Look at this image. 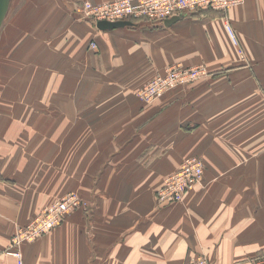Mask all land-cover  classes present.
<instances>
[{"label": "crops", "instance_id": "crops-1", "mask_svg": "<svg viewBox=\"0 0 264 264\" xmlns=\"http://www.w3.org/2000/svg\"><path fill=\"white\" fill-rule=\"evenodd\" d=\"M81 1L28 0L0 33L1 59L11 46L33 83L58 85L0 91V264H19L16 229L69 192L83 205L22 243L23 264H183L197 251L264 264V0L107 30L77 18ZM174 63L209 74L140 102ZM193 155L203 186L161 205L164 177Z\"/></svg>", "mask_w": 264, "mask_h": 264}, {"label": "built area", "instance_id": "built-area-1", "mask_svg": "<svg viewBox=\"0 0 264 264\" xmlns=\"http://www.w3.org/2000/svg\"><path fill=\"white\" fill-rule=\"evenodd\" d=\"M244 0H109L106 2H93L84 0L79 13L83 17L95 22L99 20L117 21L123 19H147L149 21H164L174 15L196 10H227ZM231 36L236 39L234 29L227 23ZM96 44L92 43V47ZM209 74L204 64L187 66L183 63H174L167 67L164 73L158 74L141 86L137 95L143 102H153L166 92L185 86L190 81ZM204 161L201 157L190 156L186 158L179 169L168 173L163 186L157 196L158 200H171L178 198L177 187L183 181L193 178L199 180L203 174ZM189 188L187 186L184 187ZM193 188V187H192ZM78 195L69 194L61 201L45 207L26 225L19 226L11 238L10 252L23 264L22 253L19 249L23 242L34 241L44 233L50 231L64 219L65 215L80 204ZM190 262L189 264H192ZM197 264H210L205 260Z\"/></svg>", "mask_w": 264, "mask_h": 264}, {"label": "rangeland", "instance_id": "rangeland-1", "mask_svg": "<svg viewBox=\"0 0 264 264\" xmlns=\"http://www.w3.org/2000/svg\"><path fill=\"white\" fill-rule=\"evenodd\" d=\"M28 0H11L10 1V6H9V9H8V12H7V15L5 17V20L3 22V25L1 27V30H0V33L3 34L7 28L8 25H10L11 21L14 19V16L16 15L17 11H22V7H23V3L25 2L24 4V8H23V11H25L26 9V3H27ZM109 1V0H108ZM84 2L81 1L80 3L74 5V8L72 9V11L74 10V12L76 13L77 15V18L79 19H83V20H89L93 23H97L95 22L94 20L90 19V18H87V17H83L80 13H79V10H80V6L82 5V3ZM102 2H106V1H102ZM245 2V0L240 3V4H237L235 6H238V5H241ZM235 6H232V7H235ZM230 7V8H232ZM229 8V9H230ZM228 10V9H227ZM203 10H196V11H193V12H201ZM220 11H224V10H220ZM191 12H183V13H180V14H177V15H182V14H189ZM176 16V15H174ZM172 16V17H174ZM170 17V18H172ZM169 19V18H167ZM166 19V20H167ZM123 20H131L133 21L135 24L136 23H141V22H148V23H162V24H165V20L164 21H149L147 19H123ZM118 21V20H117ZM230 24V23H229ZM231 25V24H230ZM232 26V25H231ZM24 29L22 30V34H23V37L22 39H25L26 38V32H25V28L27 26H25L24 24ZM233 28V27H232ZM234 29V28H233ZM235 32V31H234ZM92 43H95V42H92ZM92 43L90 44V46L92 47ZM96 44V43H95ZM8 47V51L4 53L2 59H1V56H0V60H1V67H2V73L0 75V91H8V92H11V91H18V90H23V91H32V92H43V91H55V90H58V85H55V84H43V83H36L34 82L33 83V78L30 76V75H27L25 73V67H26V61L23 60V63H20V62H14V59L12 57V54L11 52L9 51L11 49V46H7ZM97 47V44L95 47H92V48H96ZM41 52L39 51H36V56H39L40 57V61L43 62L45 61V59L42 58V56L40 55ZM49 56V55H48ZM48 59V58H47ZM10 69L12 72H10ZM16 72H21L23 73L22 76L20 78H13V74L16 73ZM55 75V73H54ZM158 75V74H157ZM156 76V75H155ZM207 76V75H206ZM204 77V76H203ZM153 78V77H152ZM151 78V79H152ZM202 78V77H201ZM198 79H195V80H192L190 81L187 85L191 84L192 82L196 81ZM148 82V81H147ZM146 82V83H147ZM186 86V85H185ZM49 87H51V89H49ZM178 87H181V86H178ZM140 88V87H139ZM138 88V89H139ZM177 88V87H176ZM137 89V91H138ZM175 89V88H174ZM173 90V89H172ZM137 91H136V95H137ZM262 92V91H260ZM167 93V92H166ZM165 93V94H166ZM163 94V95H165ZM162 95V96H163ZM261 95V94H260ZM262 95L264 96V92H262ZM161 96V97H162ZM138 97V95H137ZM160 98V97H159ZM158 98V99H159ZM139 99V97H138ZM157 100V99H156ZM155 100V101H156ZM140 102H143L139 99ZM154 102V101H153ZM36 103H39L37 100H36ZM145 104H147V102H143ZM152 103V102H150ZM258 122L259 124L260 123H264V98H259V99H255V95H254V124ZM193 156H197V155H193ZM190 157V156H189ZM188 158V157H187ZM186 159H184L185 161ZM184 161L181 163V165L184 163ZM204 161V160H203ZM204 164V170H203V174L202 176L199 178V180L193 178L192 180L190 179H187L185 181L182 182L181 185H179L177 187V193L179 195L178 198H174V199H171V200H158V202L161 204V205H170V204H173V203H179L181 201L184 200L186 194L188 192H190L191 190H193L194 188L198 187V186H203V177H204V172H205V163ZM181 165L177 168L179 169L181 167ZM165 178V177H164ZM164 181V179H163ZM163 186V183L161 184V186L157 189L156 191V197L159 195V191L160 189L162 188ZM187 186L189 188H185L184 187ZM193 187V188H192ZM69 194H75V195H78L77 193L75 192H69L67 193L66 195L58 198L57 200H55L54 202H52L51 204L57 202V201H61L64 197H66L67 195ZM79 196V195H78ZM80 198V204L78 206V204L75 206L76 208H79L83 205V201L81 199V197L79 196ZM158 199V198H157ZM50 204V205H51ZM75 209V208H74ZM73 210V209H72ZM70 212V211H69ZM68 212V213H69ZM68 213L65 215V217L68 215ZM64 217V219H65ZM63 219V220H64ZM62 220V221H63ZM61 221V223H62ZM61 223H59L57 226H55L54 228H52L50 231L44 233L43 235H41L40 237H38L37 239H35L34 241L38 240L39 238H41L42 236L46 235L47 233L51 232L53 229H55L56 227H58ZM17 230V229H16ZM13 236V235H12ZM12 238V237H11ZM27 242H32V241H27ZM24 243V242H23ZM11 244V242H10ZM22 245V244H21ZM202 260H205L207 261L208 263L210 264H215L210 258L208 255H206L205 253L201 252V251H197V252H193L189 255V258L183 263V264H189L190 262L193 261L192 264H197L199 263L200 261Z\"/></svg>", "mask_w": 264, "mask_h": 264}, {"label": "water", "instance_id": "water-1", "mask_svg": "<svg viewBox=\"0 0 264 264\" xmlns=\"http://www.w3.org/2000/svg\"><path fill=\"white\" fill-rule=\"evenodd\" d=\"M10 1L11 0H0V30L5 20V17L7 15V12L10 6ZM184 16L185 15L182 14V15H176L172 18H169L165 20V25H171ZM134 24L135 23L131 20H118V21L99 20L97 22V26L103 30L114 29V28H119V27H124V26H131Z\"/></svg>", "mask_w": 264, "mask_h": 264}, {"label": "trees", "instance_id": "trees-1", "mask_svg": "<svg viewBox=\"0 0 264 264\" xmlns=\"http://www.w3.org/2000/svg\"><path fill=\"white\" fill-rule=\"evenodd\" d=\"M198 156V155H197ZM198 157H201V156H198ZM202 158V157H201ZM203 159V158H202Z\"/></svg>", "mask_w": 264, "mask_h": 264}]
</instances>
